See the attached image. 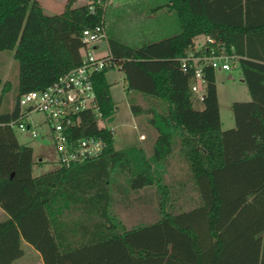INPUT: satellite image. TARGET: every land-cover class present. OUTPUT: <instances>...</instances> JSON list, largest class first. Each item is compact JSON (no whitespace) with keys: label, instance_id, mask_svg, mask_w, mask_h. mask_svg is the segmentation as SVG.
<instances>
[{"label":"trees","instance_id":"obj_1","mask_svg":"<svg viewBox=\"0 0 264 264\" xmlns=\"http://www.w3.org/2000/svg\"><path fill=\"white\" fill-rule=\"evenodd\" d=\"M44 13L38 0H0V52L13 53L16 82L0 77V264H14L8 240L32 246L44 264H264V0H169L181 32L132 48L109 39L111 66L94 79L103 118L117 106L106 73L117 66L128 92L152 104L158 138L152 157L142 149L143 170L128 182L113 180L125 151L114 147V131L82 114L73 137L98 136L101 156L70 167L33 174V149L21 144L20 98L41 91L81 63L85 29L105 24L106 0ZM202 36L236 57L251 97L233 104L236 127L224 131L215 70L206 69V95L196 108L191 72L180 59ZM136 147H134L135 149ZM172 174L166 183L163 173ZM194 206L179 210L188 189ZM143 191L144 194L141 193ZM157 206L159 218L126 229L114 206Z\"/></svg>","mask_w":264,"mask_h":264},{"label":"rangeland","instance_id":"obj_2","mask_svg":"<svg viewBox=\"0 0 264 264\" xmlns=\"http://www.w3.org/2000/svg\"><path fill=\"white\" fill-rule=\"evenodd\" d=\"M40 1L43 3V0ZM146 1L147 0H110L109 6L106 9V21L111 29L122 38L124 37L127 39L131 37L133 35L134 27L132 28V22L126 17V9L130 5L143 4ZM90 3L91 1L89 0L85 5ZM55 9L56 8L46 7V14L56 15L64 11V9L61 8L55 12ZM155 37V40L161 39V36ZM198 40L201 39L198 38ZM106 50L107 48L104 46L103 49L96 53L102 54ZM13 55L14 54L10 52H0V77L4 81L6 80L11 83L12 91L9 95L10 99L13 98V88L15 87V84H17L15 80L16 71H14V69L17 70V65ZM106 77L111 84V96L117 106V110L113 116L99 120V124L100 126L114 130V147L118 150L124 149L123 151H125L126 154V156L115 165L113 170V180L116 182H128L129 179L143 170L141 162L142 155L138 151V147L134 149V147L128 146L132 144V142H139V134L144 130V127H141L142 125L138 126L133 117L134 115L130 101L132 95L127 91V84L123 72L119 67L115 66L107 71ZM215 77L222 129L226 131L236 127L233 104L236 102L250 101L251 97L247 91L246 85L242 81V75L238 67H235L230 71H216ZM138 101L140 104H136L142 109L146 111L151 109L152 104L149 100H143L141 97ZM195 107L201 108L202 106L195 104ZM143 114L144 113H142V116H145ZM146 114L148 115V113ZM144 118L145 117H139L138 121L146 122L144 121ZM25 123L31 124L32 127L37 128L40 134H44L43 137L38 136L34 138L31 132L15 128L18 140L22 144L31 146L33 149V174L38 176L59 168V152L55 141L49 133H44L47 131V126L44 123V116L38 112L31 113L27 120H25ZM144 155L146 156V154ZM172 174L170 171L163 173V179L166 183L172 181ZM188 191L189 194L183 195L181 199L177 201L180 211L189 210L194 206L192 200L188 198L190 196H194V198L197 196L191 188L188 189ZM141 193L144 194L143 191H141ZM113 209L115 215L126 229L150 224L159 218V210L157 206H148L137 201L128 207H125L122 204H117ZM1 219H3V217L0 214V220ZM8 243L9 254L13 259L14 264H25V262L36 261L32 254L24 251L26 247L23 244L16 243L13 237L8 240Z\"/></svg>","mask_w":264,"mask_h":264},{"label":"built area","instance_id":"obj_3","mask_svg":"<svg viewBox=\"0 0 264 264\" xmlns=\"http://www.w3.org/2000/svg\"><path fill=\"white\" fill-rule=\"evenodd\" d=\"M195 45L186 51L180 59L184 72H191L190 92L194 103L202 106L206 95V69L230 71L236 67L234 55H229L226 48L210 36H202ZM85 44L81 63L62 75L56 82L44 90L31 91L19 100L21 118L19 123L12 122L14 128L31 132L34 138L40 134L37 128L26 124L31 113L44 116V123L57 146L60 166L70 167L101 156L106 148L103 138L98 136L73 137V129L81 124L82 114L88 111L103 119L97 101L95 76L111 66L110 56L98 55L97 46L105 41L103 26L88 28L83 31Z\"/></svg>","mask_w":264,"mask_h":264},{"label":"crops","instance_id":"obj_4","mask_svg":"<svg viewBox=\"0 0 264 264\" xmlns=\"http://www.w3.org/2000/svg\"><path fill=\"white\" fill-rule=\"evenodd\" d=\"M38 1L40 2L43 11L46 14L45 11L46 7L56 8L55 9L56 12V10H60L61 8L65 9L66 4L68 3L69 0H43V3L40 0ZM88 1L89 0H73L74 7L79 5L81 6L85 5ZM106 1H107V5L105 8V24H104L105 41L101 45L97 46L96 52L103 49L104 46L107 48V50L104 53L98 55H103V56L110 55V49L108 48V44H107L109 39H113L119 43H122L132 48H138L151 44L152 42L155 43L163 39L170 38L181 32L180 31L181 23L177 13L175 11L169 10L168 8L161 7L167 4L169 0H147L143 4H138V5L133 4L126 9V17H128L127 19L130 22H132L131 23L132 28L133 27L134 28H133V35L131 37L127 39L124 37L122 38L117 33H115L113 29H111L108 22L106 21V9L109 6L110 0H106ZM155 36H161V39L155 40L156 38ZM128 93L129 94L131 93L132 95V98L130 99L131 103L132 101H134L135 103L140 104L138 99H140L141 97L143 100L149 99L146 98L141 93H136L132 91ZM133 115L135 121L137 122V125L138 126L142 125L141 127H144V130L139 134V142H132V144H130L128 147H136V148L138 147V149H142L143 153L146 154L147 158H150L154 154V148L158 138L157 130L148 121L153 116L151 113H149L148 115L144 113L143 115L145 116H142V114H134V113ZM139 117H145L144 121L146 122L138 121ZM114 137H115V132H114ZM123 150H118V151H123ZM0 214L3 217V219H1L0 222L7 219L6 213L1 208H0ZM22 244L26 247L24 251L26 253L28 252L29 254H32L34 259L36 260L34 262H25V264H44L42 257L38 251H36L32 246H30L24 241H22Z\"/></svg>","mask_w":264,"mask_h":264}]
</instances>
